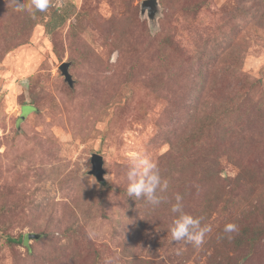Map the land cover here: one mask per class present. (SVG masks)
<instances>
[{"label":"rangeland","instance_id":"obj_1","mask_svg":"<svg viewBox=\"0 0 264 264\" xmlns=\"http://www.w3.org/2000/svg\"><path fill=\"white\" fill-rule=\"evenodd\" d=\"M141 2L0 0V264H264V234L232 245L264 222V0H157L155 28ZM130 151L159 206L126 196ZM177 193L192 216L211 198L199 248L170 242Z\"/></svg>","mask_w":264,"mask_h":264},{"label":"clouds","instance_id":"obj_2","mask_svg":"<svg viewBox=\"0 0 264 264\" xmlns=\"http://www.w3.org/2000/svg\"><path fill=\"white\" fill-rule=\"evenodd\" d=\"M9 3L16 11H26L33 18L37 12H47L50 7V0H28L27 4L22 3L21 0H9ZM127 159L126 196L134 197L136 200L142 199L153 207L159 206L164 200L161 194L168 190L169 182L162 178L158 164L139 151H130ZM174 199L175 203L171 205L170 211L176 214V218L169 226L170 242L182 241L185 245L201 247L207 235L212 232V226L202 223V217L187 214L184 211L183 197L180 194L177 193ZM238 230L235 223H227L223 228V233L228 239H232V234L237 233ZM106 264H112V261H106Z\"/></svg>","mask_w":264,"mask_h":264},{"label":"trees","instance_id":"obj_3","mask_svg":"<svg viewBox=\"0 0 264 264\" xmlns=\"http://www.w3.org/2000/svg\"><path fill=\"white\" fill-rule=\"evenodd\" d=\"M205 64L207 62H204ZM216 119L212 118L210 119V122H208V127L211 126L213 123H215ZM207 127V129H208ZM199 134V133H198ZM195 135H193L194 137ZM192 138V137H191ZM199 138H197L196 140H198ZM188 142H190V138H188L187 140ZM191 144H194L193 142ZM236 178H239V175L236 176ZM242 179H238L236 181H241ZM245 180H243L244 182ZM247 182V181H246ZM227 200V199H226ZM211 205V198L210 196H207L205 199H204V202H203V205H202V208L199 209L196 213V215H194V217H202V223H204L205 221H207L209 218H210V213L209 210H208V207ZM232 201L229 200L228 203L225 204L226 208L230 209L232 207ZM264 234V222H262L261 224L257 223V224H253L251 227H248V226H243L242 227V230L240 232V234L237 236L236 239H234L232 241V245L233 247H237V248H240V247H246L248 244H253L254 242L258 241L259 238ZM36 239V238H35ZM7 241L8 242H16L18 244H22V245H25L24 244V241H22L21 239L19 238H13L11 236H8L7 237ZM26 246V245H25ZM29 247L27 246V251H29Z\"/></svg>","mask_w":264,"mask_h":264},{"label":"water","instance_id":"obj_4","mask_svg":"<svg viewBox=\"0 0 264 264\" xmlns=\"http://www.w3.org/2000/svg\"><path fill=\"white\" fill-rule=\"evenodd\" d=\"M141 13L147 15L149 18L150 24L153 28L156 27V17L158 14V2L157 0H142L141 2ZM68 62H62L61 65L59 66V69L61 71V74L64 76L65 81L69 84L72 85L73 81L71 78L70 73L68 72ZM90 164H91V169H90V174H92L96 180L102 182L104 180V169H103V157L99 153H92L90 156ZM39 235L36 233H29L26 236V239H35L38 238ZM24 243H26V241Z\"/></svg>","mask_w":264,"mask_h":264}]
</instances>
